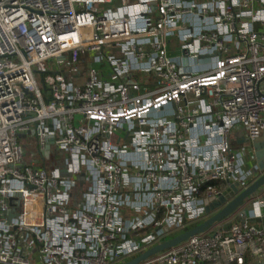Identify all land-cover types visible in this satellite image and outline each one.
Here are the masks:
<instances>
[{
    "label": "built area",
    "instance_id": "2783aa9c",
    "mask_svg": "<svg viewBox=\"0 0 264 264\" xmlns=\"http://www.w3.org/2000/svg\"><path fill=\"white\" fill-rule=\"evenodd\" d=\"M240 129L264 134V0H0V264H120L204 220L262 173ZM263 194L141 264L262 254Z\"/></svg>",
    "mask_w": 264,
    "mask_h": 264
},
{
    "label": "water",
    "instance_id": "95a60500",
    "mask_svg": "<svg viewBox=\"0 0 264 264\" xmlns=\"http://www.w3.org/2000/svg\"><path fill=\"white\" fill-rule=\"evenodd\" d=\"M61 58L63 59L64 56ZM251 145L254 147L257 165L262 172L257 179L245 188L242 186L240 181H230L228 179L226 181V185L218 195H212L204 198L205 213L207 215L204 220L181 231L180 233H177L176 235L157 242L120 264H141L154 255L179 245L194 235L208 231L215 224L230 218V216L242 210L248 201L254 197L257 191L264 187V141L254 140L251 141ZM45 154L47 156L48 152ZM81 176H83V174Z\"/></svg>",
    "mask_w": 264,
    "mask_h": 264
},
{
    "label": "crops",
    "instance_id": "0c3cea01",
    "mask_svg": "<svg viewBox=\"0 0 264 264\" xmlns=\"http://www.w3.org/2000/svg\"><path fill=\"white\" fill-rule=\"evenodd\" d=\"M168 52L170 56L177 57L180 55V39L177 36V34H174L173 36L170 37V42L168 44ZM85 61V60H84ZM87 66H85L86 68ZM193 100V97H190ZM258 141H264V134L258 139ZM233 146L237 147V149H242L243 153V160H244V166L245 168H251L255 164H257V158L255 154L254 147L251 145V141L248 140L245 131L243 129L236 130L233 138ZM264 196V194H263ZM251 202L254 200V198H251ZM250 200L246 204V206L241 210L244 211L247 215L251 213L249 203H251ZM124 214L128 217H139L140 212H135L134 210L130 208H125ZM240 217L238 214H235L231 216L230 218H227L223 220L222 224H228L231 223L232 221H237L239 220ZM253 223H264V216L262 218H255L252 219ZM129 259V258H128Z\"/></svg>",
    "mask_w": 264,
    "mask_h": 264
},
{
    "label": "rangeland",
    "instance_id": "374dc122",
    "mask_svg": "<svg viewBox=\"0 0 264 264\" xmlns=\"http://www.w3.org/2000/svg\"><path fill=\"white\" fill-rule=\"evenodd\" d=\"M51 61H52V60H49V61H48V64H50ZM87 64H88V61H87V60H85V61L80 60L79 65H80L81 70H84V71H85V70L87 69V67L85 68V66H87ZM53 68H54V67H53ZM235 132H236V130H234V134H235ZM52 161H53L52 158L47 159V160H46V165H47L48 167L52 166ZM61 174H62V175H68V174H70V173L67 171V169L62 168V169H61ZM79 178H80V180H81L82 182L85 180V179L83 178V176H81V175L79 176ZM206 217H207V216H206ZM206 217H205V218H206ZM198 222H200V220H199V221H195L194 223L188 224V226H186V227H184V228H178V229L171 230V231H169V232L163 237L162 240H164V239H166V238H169V237H171V236H173V235H176L177 233H180L181 231H183V230H185V229H187V228H189V227L195 225V224L198 223ZM154 264H158V263H154ZM209 264H212V263H209Z\"/></svg>",
    "mask_w": 264,
    "mask_h": 264
},
{
    "label": "trees",
    "instance_id": "16d2710c",
    "mask_svg": "<svg viewBox=\"0 0 264 264\" xmlns=\"http://www.w3.org/2000/svg\"><path fill=\"white\" fill-rule=\"evenodd\" d=\"M209 264V263H203ZM244 264H264V252L260 255H255L251 252H247L245 255Z\"/></svg>",
    "mask_w": 264,
    "mask_h": 264
}]
</instances>
